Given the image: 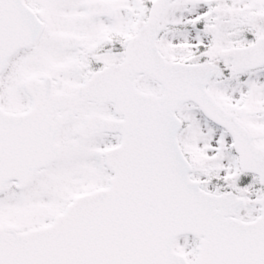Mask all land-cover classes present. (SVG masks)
I'll return each mask as SVG.
<instances>
[{
	"label": "snow or ice",
	"instance_id": "6c2138e0",
	"mask_svg": "<svg viewBox=\"0 0 264 264\" xmlns=\"http://www.w3.org/2000/svg\"><path fill=\"white\" fill-rule=\"evenodd\" d=\"M0 264H264V0H0Z\"/></svg>",
	"mask_w": 264,
	"mask_h": 264
}]
</instances>
